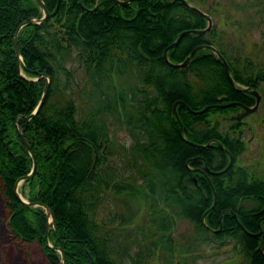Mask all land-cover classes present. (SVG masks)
Instances as JSON below:
<instances>
[{
    "label": "trees",
    "instance_id": "16d2710c",
    "mask_svg": "<svg viewBox=\"0 0 264 264\" xmlns=\"http://www.w3.org/2000/svg\"><path fill=\"white\" fill-rule=\"evenodd\" d=\"M44 1L50 12L58 4ZM186 1L211 18L219 13L221 0L212 5ZM43 14L38 0H0V191L10 232L25 242H39L49 264L60 263L59 247L66 264H129V259L146 264L142 255L147 247L134 261L130 242L119 240L117 231L126 223L118 228L116 213L100 215L112 193L141 195L146 211L143 222L134 212L137 227L168 264H185L190 252L174 238L177 216L192 222L201 239L230 241L242 254L238 264H264V178L238 163L245 149L241 121L232 120L224 132L208 118L213 111L239 108L216 103L253 105L254 95L243 87L260 90L264 62L224 44L212 23L205 33L184 34L168 56L179 62L193 47L211 44L229 64L237 85L209 48L198 49L184 66L170 65L163 53L179 32L207 25V18L182 0H132L126 5L61 0L54 16L21 29L19 64L15 33L22 22ZM73 61L90 74L84 93L94 105H87V111L69 90L75 79ZM43 73L51 79L48 94L28 120L45 89ZM178 100L184 102L178 104L179 119L173 111ZM207 104L201 113L188 109ZM114 123L127 131L129 145L117 140ZM21 132L38 161L34 176L25 179L28 199L53 210L51 245L45 237L46 209L28 206L15 194L17 179L34 162ZM229 152L233 163L218 171L227 165ZM207 168L217 171L210 174ZM204 213L206 224L219 231L202 224Z\"/></svg>",
    "mask_w": 264,
    "mask_h": 264
},
{
    "label": "rangeland",
    "instance_id": "374dc122",
    "mask_svg": "<svg viewBox=\"0 0 264 264\" xmlns=\"http://www.w3.org/2000/svg\"><path fill=\"white\" fill-rule=\"evenodd\" d=\"M203 1L205 5H212L218 2V0ZM216 7L219 9V13L213 15L212 22L224 39V44L229 42L231 46L235 45L238 47L241 53L248 54L252 60L264 62V0H221V3L216 5ZM226 16L229 18L225 21L224 17ZM71 68L75 70V79L71 83L72 86L69 87V90L75 98L82 100L81 105L84 111H87V105H94L84 93V88L86 89L87 87L89 90L87 79H89L90 74L84 67L81 68L76 61L71 63ZM259 86L260 102L258 107L240 119L239 129L242 130L241 136L245 142V149L237 158L240 165L246 166L247 169L253 171L256 175L264 178V81H261ZM236 113L237 110L235 113L231 110L224 111V114H220L219 111H213L208 115V118L216 121L218 128L225 132L230 130L229 125L234 120L231 117ZM108 120L111 121L110 118ZM119 124L114 123L115 129H118ZM117 133L118 141L128 145L131 143L132 139L125 129H118ZM118 166L123 169L122 161L118 163ZM128 169L123 170L125 175H129ZM212 170L217 171L215 169ZM221 170L218 171H224ZM25 184V180L20 182L19 191L23 198L29 200L27 196L29 188ZM112 194L107 199V203L103 205L104 208H101L100 215L105 216L116 213L115 221L118 228L123 222L126 223L124 228L117 231L120 234L117 236L119 240L124 241V244L127 241L130 242L129 252L133 260L139 261V252L143 254V248L147 247L149 251H144L145 255H142V260L146 264H168L169 259L165 257V254L160 256L158 253L153 252V246L147 244L144 233L137 227L139 224H137V219L134 217V212L142 222L145 219L146 205L142 196L136 197L132 194H113V196ZM7 217L8 210L3 203L0 191V264H49L39 242H25L10 232ZM199 234L201 232L194 227L192 222L177 216L174 238L190 249L185 258V264H238L241 261L242 254L240 252L237 253L238 248H232L230 241L225 243L224 241L222 243L213 242L199 238ZM49 243L51 244L50 241ZM60 248L58 249L60 250ZM128 263L132 264V260L129 259Z\"/></svg>",
    "mask_w": 264,
    "mask_h": 264
},
{
    "label": "water",
    "instance_id": "95a60500",
    "mask_svg": "<svg viewBox=\"0 0 264 264\" xmlns=\"http://www.w3.org/2000/svg\"><path fill=\"white\" fill-rule=\"evenodd\" d=\"M40 5H41V8L43 10V16L41 18H31L29 20H26L24 22H22L16 33H15V36H14V45H15V48H16V51H17V54H18V62L19 64H21V62L23 61V57H22V54H21V51L19 49V43H18V37H19V33L21 31V29L23 28V26H25L26 24H29V23H39L51 16H54L57 11L59 10V7H60V2L61 0H58V4L55 8L54 11L50 12V10L47 8L46 4H45V1L44 0H38ZM120 3L122 4H128L129 2H131L132 0H118ZM182 1H185L188 5L192 6L193 8H195L200 14H202L204 17L207 18V25L203 28H190V29H184V30H181L179 32V35L178 37L172 42L170 43L169 45H167V47L165 48L164 50V58L165 60L172 66H176V67H179V66H184L188 63L190 57L198 50V49H201V48H209L211 50H213L215 53H217V55L220 57V59L222 60L223 62V65H224V71H225V74L227 76V78L229 79L230 83L232 85H235V82H234V79L232 78L231 74H230V69H229V64L227 63V61L225 60V58L217 52L216 48L211 45V44H200V45H197L195 47H193L191 49V51L189 52L188 55L185 56V58L182 60V61H179V62H175V61H172L170 60L169 56H168V51L170 48L176 46L179 44V41L181 40V38L183 37L184 34L186 33H205L206 31H208L211 26H212V18L209 14H207L206 12H204L203 10H201L198 6L196 5H192L190 3H188L186 0H182ZM43 76H45L46 78V85H45V89H44V92H43V95H42V98L39 102V104L37 105V107L27 116L28 120L35 116L40 107L43 105L46 97H47V94H48V90H49V86H50V77L46 74V73H43L42 74ZM238 88V87H237ZM243 89L245 90H249L254 96H255V102L253 105H245V104H242L240 102H237V101H229V102H226V103H217V104H213L214 106H217V107H223V106H229L231 104H239L241 106V110L239 112H237L235 115H233L231 118L233 119H236V120H240L243 116L253 112L259 105V102H260V92L256 89H249L248 87H244ZM179 103H183V101L181 100H178L174 103V107H173V111L175 113V115L177 116V118L179 119V114L177 112V106ZM210 105H205L204 107H202L201 109H198V110H192L190 108H188L190 111H195V112H203L205 111ZM179 123H180V134H181V122L179 120ZM21 137L25 143V145L27 146V148L29 149L32 157H33V168L32 170L26 174L25 176L23 177H20L17 179L16 183H15V194H16V197L22 201L23 203H25L26 205L28 206H43L45 209H46V212H47V217H48V222H47V229H46V234H45V237H46V240L48 242L49 245H51L49 243V227H50V224H55V219H54V216H53V210L50 206L46 205L45 203L41 202V201H30V200H27L25 198L22 197L20 191H19V184L22 180H25L29 177H32L34 176V174L36 173L37 171V166H38V161H37V157H36V154L34 153V151L32 150V147H31V144L29 143L28 139L26 138V136L24 135L23 132H21ZM210 142H208L209 144ZM232 163V156L229 152V160H228V163L227 165L225 166L224 169L222 170H225L226 168H228ZM221 170V171H222ZM215 202V198H214V201L213 203ZM202 222H204V214L202 215ZM61 250V254H62V258H61V261L59 264H66V255L63 251L62 248H60Z\"/></svg>",
    "mask_w": 264,
    "mask_h": 264
},
{
    "label": "flooded vegetation",
    "instance_id": "af4514ba",
    "mask_svg": "<svg viewBox=\"0 0 264 264\" xmlns=\"http://www.w3.org/2000/svg\"><path fill=\"white\" fill-rule=\"evenodd\" d=\"M176 62V61H175ZM250 92V91H249ZM251 93V92H250ZM252 94V93H251ZM255 97V96H254ZM217 104V103H216ZM236 104V103H235ZM236 105H239V104H236ZM174 107V106H173ZM215 107H217V106H215ZM223 107H226V106H223ZM222 108V107H221ZM237 110V112H239L240 110H241V106L239 105V108L238 109H235V110H233V112L235 113V111ZM228 111V110H227ZM177 112H178V106H177ZM222 114H224V113H222ZM235 120V119H234ZM240 121V120H239ZM181 122V121H180ZM181 125H182V123H181ZM179 134H180V123H179ZM180 135H182V127H181V134ZM210 143L212 142L211 140L209 141ZM209 143V144H210ZM208 144V142L207 143H205V145H209ZM231 154V153H230ZM232 156V155H231ZM228 160H229V153H228ZM232 161H233V157H232ZM195 169H198V170H201V168H199V167H195ZM208 169V173H210V174H212L213 172H214V170H212V169H210V168H207ZM201 171H203V173H205L206 174V172H204V170H201ZM197 180H196V178H195V182H196ZM214 201V200H213ZM203 215V214H202ZM201 222H202V216H201ZM204 222H205V213H204ZM202 224L203 225H206V226H208L207 224H206V222L205 223H203L202 222ZM209 227V226H208ZM210 228V230H212V231H219L220 230V227H218V228H212V227H209Z\"/></svg>",
    "mask_w": 264,
    "mask_h": 264
},
{
    "label": "bare ground",
    "instance_id": "6f19581e",
    "mask_svg": "<svg viewBox=\"0 0 264 264\" xmlns=\"http://www.w3.org/2000/svg\"><path fill=\"white\" fill-rule=\"evenodd\" d=\"M233 78V77H232ZM235 82V81H234ZM237 84H236V82H235V85L234 86H236ZM244 88V87H243ZM249 88V87H248ZM250 89V88H249ZM249 91V90H248ZM191 112H194V113H201V112H195V111H191Z\"/></svg>",
    "mask_w": 264,
    "mask_h": 264
}]
</instances>
